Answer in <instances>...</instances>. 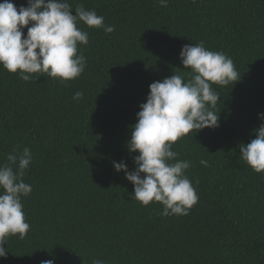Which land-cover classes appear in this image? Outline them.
I'll return each instance as SVG.
<instances>
[{"label": "trees", "instance_id": "1", "mask_svg": "<svg viewBox=\"0 0 264 264\" xmlns=\"http://www.w3.org/2000/svg\"><path fill=\"white\" fill-rule=\"evenodd\" d=\"M11 2L19 9L28 0ZM67 2L73 15L83 5L115 31L78 25L89 43L78 45L86 66L74 80L36 73L25 82L0 66V164L14 149L33 157L24 177L32 191L21 198L30 228L7 238L0 264H264V172L239 152L264 113V0ZM200 42L231 58L240 79L213 85L219 127L173 144L191 162L185 174L199 199L187 216L165 217L159 203L131 199L133 185L113 162L135 170L138 153L127 144L149 85L187 80L181 49Z\"/></svg>", "mask_w": 264, "mask_h": 264}, {"label": "clouds", "instance_id": "2", "mask_svg": "<svg viewBox=\"0 0 264 264\" xmlns=\"http://www.w3.org/2000/svg\"><path fill=\"white\" fill-rule=\"evenodd\" d=\"M161 7L168 0H158ZM67 0H28L19 9L11 0L0 3V66L9 73H19L25 82L31 74H46L66 82L78 78L85 70L86 58L78 45L89 43L88 33L78 25L102 28L105 33L115 31L105 25L104 17L94 10L77 5L74 11ZM30 25V26H29ZM27 27L24 36L23 29ZM23 37V38H22ZM183 68L190 69L185 77L173 74L149 85L146 102L139 105L137 123L131 131L127 148L133 157L134 171L126 164L113 162L116 172H124L125 179L133 185L131 199L142 206L151 202L163 206L162 216H187L198 202L192 182L185 174L192 165L179 160V153L172 150L179 139L195 131L219 127V115L212 109L220 96L213 85L227 86L240 79L231 58L223 52H213L204 43L186 44L180 52ZM239 76V79H238ZM83 99V93L75 92L73 100ZM260 127L256 138L246 146L239 145L240 157L256 173L264 172V113L258 114ZM31 150L14 149L0 164V258H6L5 245L9 236L24 239L30 225L25 220L22 197H27L31 184L24 177L32 162ZM200 164L208 166L207 160ZM41 264H55L54 259ZM92 264H103L93 260Z\"/></svg>", "mask_w": 264, "mask_h": 264}]
</instances>
